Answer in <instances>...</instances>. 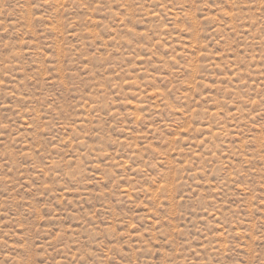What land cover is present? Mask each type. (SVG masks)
Here are the masks:
<instances>
[{
  "label": "rangeland",
  "instance_id": "374dc122",
  "mask_svg": "<svg viewBox=\"0 0 264 264\" xmlns=\"http://www.w3.org/2000/svg\"><path fill=\"white\" fill-rule=\"evenodd\" d=\"M0 264H264V0H0Z\"/></svg>",
  "mask_w": 264,
  "mask_h": 264
}]
</instances>
